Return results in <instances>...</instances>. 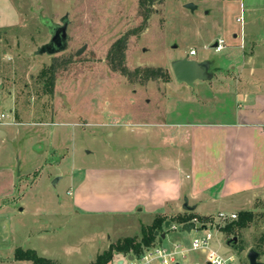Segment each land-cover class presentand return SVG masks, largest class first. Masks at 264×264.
Here are the masks:
<instances>
[{
    "label": "rangeland",
    "instance_id": "1",
    "mask_svg": "<svg viewBox=\"0 0 264 264\" xmlns=\"http://www.w3.org/2000/svg\"><path fill=\"white\" fill-rule=\"evenodd\" d=\"M10 1L20 21L0 29L1 107L10 115L4 122L7 124L0 125L8 133L0 138V160L7 169L21 176V185L14 191L9 184L2 187L9 196L7 201L0 200L1 213L8 219L15 244H27L24 239L27 233L36 234L35 229L46 225L50 235L60 237L49 242V248L58 252L64 264H96L99 255L95 254L103 250L109 237L140 239L141 233L135 224L127 226L132 219L125 216L75 214L71 191H75L76 179L87 168L129 164L123 155L133 154L129 139L132 125L177 120L178 115L182 120L188 117L189 108L202 107L193 100V93L196 94L193 88L180 86L175 80L171 64L180 54L189 55L196 49L197 58L216 62L227 56V72H217L205 85L216 84L220 88L225 85L227 74V94L233 92L242 79L239 73L242 44L237 46L232 35L227 33L225 37L215 27L221 21L227 28L240 32L246 27L248 13L241 11L240 1L227 4L163 0L153 6L150 19L144 22L140 0ZM188 4L198 9L191 11L186 8ZM66 16L69 18L67 49L54 55L38 54L51 40L41 18L62 24ZM220 36L227 39V51L218 53L209 43ZM120 39L126 42L125 65L131 71L130 76L114 72L109 64V52ZM229 44L234 47H228ZM83 48L84 52L78 56ZM230 61L236 69L230 68ZM147 68L163 69L170 77L164 81L163 78L146 80L144 74L135 76V70ZM247 69L250 77H264L263 48L255 53ZM227 103H233L230 96ZM111 124H114L112 129ZM125 125H130L126 127L128 130ZM62 174L65 177L59 181ZM59 213H66V217ZM210 219L219 225L213 230L212 247L221 255H233L234 264H245V253L254 249L261 252L264 260V202L258 204L253 222L231 236L244 246L242 253L227 245L229 239L220 231L223 225L217 215ZM172 220L167 219L178 224ZM172 226L168 227L169 234L174 232ZM164 230H167L165 226ZM182 236L186 238L185 234ZM162 241L164 246H172L168 239ZM179 241L191 245V241ZM14 252L4 249L1 256L7 259ZM189 260L206 263L200 252L190 253Z\"/></svg>",
    "mask_w": 264,
    "mask_h": 264
},
{
    "label": "crops",
    "instance_id": "2",
    "mask_svg": "<svg viewBox=\"0 0 264 264\" xmlns=\"http://www.w3.org/2000/svg\"><path fill=\"white\" fill-rule=\"evenodd\" d=\"M207 1L227 4L240 1L241 11L248 13V18L245 16L246 27L240 32L227 28V24L221 21L215 27L218 33L224 32L225 37L227 33L232 35L237 46L242 44L240 48L243 54L239 57L242 79L238 86L227 94V74L224 76V86L218 88L216 84L215 87L205 85L216 77L217 72H227V56L216 62L215 59L206 57L197 58L196 49L195 56H191V52L189 55L180 54L178 59L188 57L199 62L209 60L214 63L211 68L213 79L198 81L192 87L196 92L193 93V100L198 106L202 105L203 109L189 108L188 117L182 120L178 119V115L177 120L171 118L132 125L133 134L129 139H132L130 148L133 154L128 152L123 155L124 159L130 161L129 164L96 166L81 171L82 175L75 181V191H71L74 194L75 214L125 216L132 219L127 226L135 224V229L142 233V227L151 226L157 217L175 219L180 215H195L210 218L220 212L238 214L244 211L255 214L258 204L264 202V77H250L247 69L255 53L264 49V0ZM210 13L207 12L209 15ZM19 21L20 17L11 1L0 0V29L15 26ZM225 37L220 36L218 40L224 39L227 43ZM218 40L210 39V48L214 49ZM228 47L234 46L229 44ZM224 51H227V47ZM229 64L231 69H236L231 61ZM227 96H230L232 104L227 103ZM215 101L217 104H214ZM128 126L130 125L122 127L127 129ZM112 127L114 124H111V129ZM109 133L111 136L115 135L112 130ZM7 134V131L0 129V138H5ZM64 177L62 174L59 181ZM20 179L21 176L7 169L0 160L1 201H7L9 196L7 190H1L2 187L9 184L14 191L20 187ZM17 192L20 195L21 189ZM1 208L2 205L0 264H33L29 261H15L14 254L7 259L1 256L4 249L15 251L17 248L35 250L41 257L64 264L58 258V252L49 248V242L59 240L57 234L50 235L46 225H41L35 229L36 234L27 233L28 237L24 238L27 244H15L8 219L2 215ZM24 211L25 208H22L21 212ZM65 214L59 213V216L66 217ZM166 229L165 239L171 243L179 240L188 243L192 240L191 236L194 238L198 235L194 228L189 233L179 229L170 233L172 236L168 233L169 228ZM162 234L159 235L160 238ZM116 239L119 241L124 238L109 237L103 250L95 255L107 251L115 244ZM156 244L165 245L159 240ZM68 249L69 247L65 250ZM256 251L260 253L259 261L264 263L263 255L259 250ZM187 261H190L189 256ZM246 261L245 264H249L247 258Z\"/></svg>",
    "mask_w": 264,
    "mask_h": 264
},
{
    "label": "trees",
    "instance_id": "3",
    "mask_svg": "<svg viewBox=\"0 0 264 264\" xmlns=\"http://www.w3.org/2000/svg\"><path fill=\"white\" fill-rule=\"evenodd\" d=\"M163 0H140V7L143 11L142 15L144 22H147L150 19L151 14L153 13V6L157 3H162ZM126 42L123 39L115 42L109 52L108 59L109 64L114 72H120L122 75L130 76V70L125 65L126 60ZM45 75L47 73H44ZM135 76L144 74L146 80H156L163 78L164 81H167L170 77L168 71L163 69H137L134 71ZM53 85V84H52ZM255 218L254 212H240L238 220L226 223L221 227L223 233L228 236V239H231V236H236L239 230L246 228ZM194 219H198L200 222L205 223L210 218L206 217H196L195 215H180L176 217L173 221L177 222L179 225L191 224ZM167 222L166 218L157 217L154 223L149 227H142L141 238L132 237L124 238L119 240L117 243L112 244L110 248L98 256V261L96 264H109L115 257V254L123 255H133L135 257H140L147 250L157 245L156 242L159 240L162 242V239L156 236V232L159 234L164 233V226ZM233 239V238H232ZM233 249L242 253L245 248L240 246L238 243L233 244ZM15 261H29L33 264H59L56 261H53L48 258L41 257L35 250L32 249H23L17 248L14 252Z\"/></svg>",
    "mask_w": 264,
    "mask_h": 264
},
{
    "label": "built area",
    "instance_id": "4",
    "mask_svg": "<svg viewBox=\"0 0 264 264\" xmlns=\"http://www.w3.org/2000/svg\"><path fill=\"white\" fill-rule=\"evenodd\" d=\"M227 47V43L224 39H219L214 47L215 51L223 52ZM197 54L196 50L191 51V56ZM1 88H0V125H6L4 122L10 119L9 113H7L1 107ZM217 219L224 226L228 221H235L238 219V214H228L226 212H220L217 215ZM184 226H194V230L198 231V235L192 238L191 245L186 246L183 243H172L170 246L155 245L150 249H147L142 256L135 257L133 255H116L110 264H183L181 260H184L186 264H201L200 262L191 263L187 262L190 253H204L206 263L205 264H234L236 261L235 256L229 257L223 256L220 252L212 247V240L214 239L213 230H216L219 225L213 220H208L205 223L200 222L198 219H194L191 224L179 225L174 224L172 229L177 231L183 229ZM222 227V226H221ZM130 257H133L130 259Z\"/></svg>",
    "mask_w": 264,
    "mask_h": 264
},
{
    "label": "water",
    "instance_id": "5",
    "mask_svg": "<svg viewBox=\"0 0 264 264\" xmlns=\"http://www.w3.org/2000/svg\"><path fill=\"white\" fill-rule=\"evenodd\" d=\"M186 8L190 9L191 11H195L197 9V7L193 4H188ZM41 22L46 27H48L51 40L38 50V54L54 55L64 52L68 46V16L62 19V24L55 23L51 19L44 17L41 18ZM84 50L85 48L78 51L77 55H81ZM213 64V61L206 60L199 62L186 57L173 61L171 64V69L177 83L185 84L192 88L198 81L206 82L213 79L214 73L211 71ZM170 224V222H167L166 227L168 228ZM193 228L194 226H184L183 230L189 233ZM159 235V232H156V236L158 237ZM161 238L165 239L166 234L163 233ZM234 243H237V238L230 239L227 242V245L232 248ZM132 258L133 257H130V259ZM246 258L249 264H264L259 261L260 253L254 249H250L248 251ZM121 264L123 263L121 262Z\"/></svg>",
    "mask_w": 264,
    "mask_h": 264
}]
</instances>
